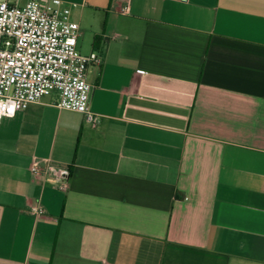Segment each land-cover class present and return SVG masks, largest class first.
I'll return each mask as SVG.
<instances>
[{
	"label": "crops",
	"instance_id": "crops-1",
	"mask_svg": "<svg viewBox=\"0 0 264 264\" xmlns=\"http://www.w3.org/2000/svg\"><path fill=\"white\" fill-rule=\"evenodd\" d=\"M62 1L101 122L0 120V264H264V0Z\"/></svg>",
	"mask_w": 264,
	"mask_h": 264
},
{
	"label": "built area",
	"instance_id": "built-area-1",
	"mask_svg": "<svg viewBox=\"0 0 264 264\" xmlns=\"http://www.w3.org/2000/svg\"><path fill=\"white\" fill-rule=\"evenodd\" d=\"M70 15L62 0H27L23 6L0 0V120L56 93L58 107L85 114L95 127L100 124V115L90 108L94 86L88 72L103 57L79 50L80 25ZM30 170L35 180L69 189L67 166L44 160L35 161ZM32 210L44 213L40 205Z\"/></svg>",
	"mask_w": 264,
	"mask_h": 264
}]
</instances>
